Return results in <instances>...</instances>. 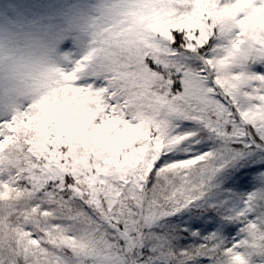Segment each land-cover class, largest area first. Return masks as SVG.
Segmentation results:
<instances>
[{
    "label": "snow or ice",
    "instance_id": "1",
    "mask_svg": "<svg viewBox=\"0 0 264 264\" xmlns=\"http://www.w3.org/2000/svg\"><path fill=\"white\" fill-rule=\"evenodd\" d=\"M84 33L0 107V264H264V0H98Z\"/></svg>",
    "mask_w": 264,
    "mask_h": 264
},
{
    "label": "clouds",
    "instance_id": "2",
    "mask_svg": "<svg viewBox=\"0 0 264 264\" xmlns=\"http://www.w3.org/2000/svg\"><path fill=\"white\" fill-rule=\"evenodd\" d=\"M96 5L88 9L68 6L84 32ZM59 68L47 29L0 21V106L23 103L44 86L52 70Z\"/></svg>",
    "mask_w": 264,
    "mask_h": 264
},
{
    "label": "rangeland",
    "instance_id": "3",
    "mask_svg": "<svg viewBox=\"0 0 264 264\" xmlns=\"http://www.w3.org/2000/svg\"><path fill=\"white\" fill-rule=\"evenodd\" d=\"M97 3L98 0H0V21L47 29L52 38L56 63L67 71L85 53L89 39L77 26L75 17L68 13V6L91 11V6ZM261 157L263 156L253 159L260 161ZM246 166L256 168L261 167V164L249 163ZM255 176L256 174L252 173L248 177L247 185L235 188L233 191L240 194L250 191Z\"/></svg>",
    "mask_w": 264,
    "mask_h": 264
},
{
    "label": "trees",
    "instance_id": "4",
    "mask_svg": "<svg viewBox=\"0 0 264 264\" xmlns=\"http://www.w3.org/2000/svg\"><path fill=\"white\" fill-rule=\"evenodd\" d=\"M0 107H3V106H0ZM257 156H263L264 157V152L257 151L255 153H250L248 156V159L253 160V158H256Z\"/></svg>",
    "mask_w": 264,
    "mask_h": 264
}]
</instances>
